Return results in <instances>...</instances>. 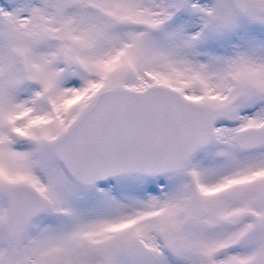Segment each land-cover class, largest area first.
<instances>
[{
	"label": "snow or ice",
	"instance_id": "snow-or-ice-1",
	"mask_svg": "<svg viewBox=\"0 0 264 264\" xmlns=\"http://www.w3.org/2000/svg\"><path fill=\"white\" fill-rule=\"evenodd\" d=\"M0 264H264V0H0Z\"/></svg>",
	"mask_w": 264,
	"mask_h": 264
}]
</instances>
